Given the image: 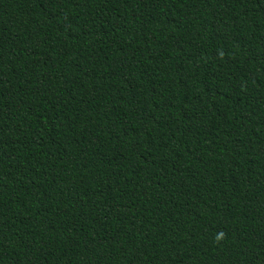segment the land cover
<instances>
[{
    "label": "trees",
    "instance_id": "trees-1",
    "mask_svg": "<svg viewBox=\"0 0 264 264\" xmlns=\"http://www.w3.org/2000/svg\"><path fill=\"white\" fill-rule=\"evenodd\" d=\"M0 264H264V0H0Z\"/></svg>",
    "mask_w": 264,
    "mask_h": 264
}]
</instances>
